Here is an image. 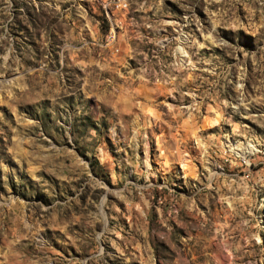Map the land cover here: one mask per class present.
Masks as SVG:
<instances>
[{"label": "rangeland", "instance_id": "obj_1", "mask_svg": "<svg viewBox=\"0 0 264 264\" xmlns=\"http://www.w3.org/2000/svg\"><path fill=\"white\" fill-rule=\"evenodd\" d=\"M0 264H264V0H0Z\"/></svg>", "mask_w": 264, "mask_h": 264}]
</instances>
